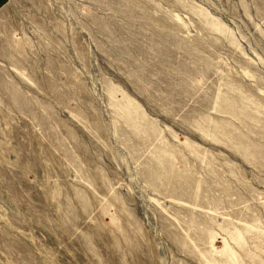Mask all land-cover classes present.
<instances>
[{"label":"rangeland","instance_id":"obj_1","mask_svg":"<svg viewBox=\"0 0 264 264\" xmlns=\"http://www.w3.org/2000/svg\"><path fill=\"white\" fill-rule=\"evenodd\" d=\"M0 264H264V0H7Z\"/></svg>","mask_w":264,"mask_h":264},{"label":"crops","instance_id":"obj_2","mask_svg":"<svg viewBox=\"0 0 264 264\" xmlns=\"http://www.w3.org/2000/svg\"><path fill=\"white\" fill-rule=\"evenodd\" d=\"M7 0H0V7L6 2Z\"/></svg>","mask_w":264,"mask_h":264}]
</instances>
